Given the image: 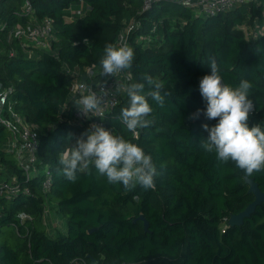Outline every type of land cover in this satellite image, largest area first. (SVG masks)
Returning <instances> with one entry per match:
<instances>
[{
    "label": "trees",
    "instance_id": "obj_1",
    "mask_svg": "<svg viewBox=\"0 0 264 264\" xmlns=\"http://www.w3.org/2000/svg\"><path fill=\"white\" fill-rule=\"evenodd\" d=\"M26 1L37 20L48 17L54 27L50 50L36 57L26 55L11 36L17 24L30 20L22 10ZM263 20L264 0L208 18L164 1L142 12V0H0V86L12 88L15 111L38 133L37 166L51 171L44 192L41 177L27 178L4 148L9 133L0 124V189L7 184L29 190L0 194V264H90V258L97 264H264V203L241 226H227L229 216L243 211L254 196L243 171L201 147L208 136L201 124L217 121L189 119L205 107L199 81L210 74L215 58L224 83H252L255 110L247 123L264 124ZM131 21L137 27L127 35L135 53L128 83L150 75L169 95L163 107L147 97L154 123L134 135L119 120L127 104L123 93L105 115L104 127L142 147L160 175L149 190L109 184L94 167L69 182L57 173L60 154L69 146V133L87 130L73 121L72 74L100 82L105 46L116 45ZM246 27L254 33L246 35ZM92 67L98 73L88 78L84 72ZM148 90L146 84L145 94ZM248 178L264 194V171ZM46 208L50 219L53 214L64 220V231L59 226L47 231ZM21 212L30 219L22 222Z\"/></svg>",
    "mask_w": 264,
    "mask_h": 264
},
{
    "label": "clouds",
    "instance_id": "obj_2",
    "mask_svg": "<svg viewBox=\"0 0 264 264\" xmlns=\"http://www.w3.org/2000/svg\"><path fill=\"white\" fill-rule=\"evenodd\" d=\"M134 60L135 53L130 46L107 44L99 60V76L102 79L96 85L98 90L81 95L74 101L78 114L95 116L108 102L111 93L107 88L108 79L131 69ZM209 67L210 74L199 81V92L205 107L189 116L190 120L203 116L207 121H217L212 126L201 124L202 130L208 133L206 139H201V147L206 153H214L220 163L233 162L246 177L264 171V124L249 127L247 123L255 110V104L250 99L252 83L247 79H241L236 86L224 83L215 58L210 60ZM146 84L149 86L147 94ZM117 85L127 97V104L121 108L119 115L125 129L129 133H138V130L151 127L154 123V119L150 118L153 108L147 97L163 107L165 97L169 95L164 91L163 82L145 75L144 82ZM67 140L69 146L60 154V167L57 169L58 175L67 181L75 182L79 172L94 167L109 184H120L127 191H133L137 185L144 190L155 187L160 173L151 155L123 135L93 123L79 136L69 133Z\"/></svg>",
    "mask_w": 264,
    "mask_h": 264
},
{
    "label": "built area",
    "instance_id": "obj_3",
    "mask_svg": "<svg viewBox=\"0 0 264 264\" xmlns=\"http://www.w3.org/2000/svg\"><path fill=\"white\" fill-rule=\"evenodd\" d=\"M173 2L183 6L192 11L195 15L202 18L217 16L226 13L236 7L247 5L250 3H257L259 0H142V12L148 11L158 2ZM23 13L30 17V20L25 25L17 24L11 31V36L17 39L26 55L30 56L32 52L49 51L54 38L53 22L50 18L45 17L37 20L34 17V11L28 1L22 7ZM75 13L69 19H74ZM137 27L136 21H131L118 34L117 46L127 45V35L135 30ZM85 75L91 78L98 73L96 68H88L85 70ZM75 80L72 81L70 87V95L78 99L81 95H85L90 91L98 90L96 85L99 82H85L77 80L79 73H73ZM131 79L129 70L123 73H118L116 77L108 79L107 88L111 90L108 102L102 109L95 114V116L84 117L79 115L75 109L73 113V121L79 126L89 129L93 124H101L105 126L103 121L105 115L109 113L119 102L123 95V90L117 88L118 84L127 85ZM12 88L0 86V124L8 131V140L4 144L7 152L13 155L17 167L23 172L27 178L41 177V188L44 192L50 189L51 171L48 167L40 169L37 166V151L39 145L38 133L34 127L29 125L24 118L15 111L14 104L11 101ZM136 135V133H134ZM1 172V167H0ZM2 189L8 190L12 195L20 192L29 194V190L24 188L20 191L18 186H8L3 184ZM0 189V194L2 192ZM46 224L51 227L58 225L53 223L50 219L48 209H45ZM18 218L23 222L30 219L25 213L21 212ZM49 228V226H48ZM50 231V229H48ZM52 231V228H51ZM69 264H88L84 261L73 260ZM103 264V263H100Z\"/></svg>",
    "mask_w": 264,
    "mask_h": 264
},
{
    "label": "water",
    "instance_id": "obj_4",
    "mask_svg": "<svg viewBox=\"0 0 264 264\" xmlns=\"http://www.w3.org/2000/svg\"><path fill=\"white\" fill-rule=\"evenodd\" d=\"M245 184L248 186V193L254 196V201L250 203L243 211L238 214H232L227 219V226H241L244 219L248 218L255 210L256 206L264 203V194L259 190L257 183L252 179L245 177ZM138 220L143 222L144 231L148 232L149 226L148 222L144 219L143 216H140ZM135 221V220H134ZM90 264H97L93 259L90 258Z\"/></svg>",
    "mask_w": 264,
    "mask_h": 264
},
{
    "label": "rangeland",
    "instance_id": "obj_5",
    "mask_svg": "<svg viewBox=\"0 0 264 264\" xmlns=\"http://www.w3.org/2000/svg\"><path fill=\"white\" fill-rule=\"evenodd\" d=\"M72 12H73V11H72ZM263 23H264V20H263ZM245 29H247V30H246V35H252V34L254 33V31H253V29H252L251 27H249V28L246 27ZM73 81H74V80H73ZM53 217H54V216H53V214H52V216H51V218H52V219H51L52 222H53V223H56V224L59 223V224H58V225H54L53 227H51L50 224L48 223V226H49L50 231H48V228H47V231H48L49 233H52V232H51V228L56 229V227H58V226H59L58 229H59L60 231H62V230L64 231V228H65V227H64V223H63L64 220H63L62 218H60V217H54V218H53ZM55 218H56V219H55ZM54 229H53V230H54Z\"/></svg>",
    "mask_w": 264,
    "mask_h": 264
},
{
    "label": "crops",
    "instance_id": "obj_6",
    "mask_svg": "<svg viewBox=\"0 0 264 264\" xmlns=\"http://www.w3.org/2000/svg\"><path fill=\"white\" fill-rule=\"evenodd\" d=\"M262 31H264V23H263V25L261 26V27H259ZM259 29V30H260ZM258 30V31H259ZM30 56H33V57H36V56H38V52L37 51H35V52H32L31 54H30Z\"/></svg>",
    "mask_w": 264,
    "mask_h": 264
}]
</instances>
